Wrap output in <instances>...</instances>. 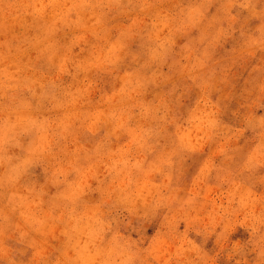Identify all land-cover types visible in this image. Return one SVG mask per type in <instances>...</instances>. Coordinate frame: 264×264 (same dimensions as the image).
<instances>
[{
    "label": "clouds",
    "instance_id": "clouds-1",
    "mask_svg": "<svg viewBox=\"0 0 264 264\" xmlns=\"http://www.w3.org/2000/svg\"><path fill=\"white\" fill-rule=\"evenodd\" d=\"M0 264H264V0H0Z\"/></svg>",
    "mask_w": 264,
    "mask_h": 264
}]
</instances>
